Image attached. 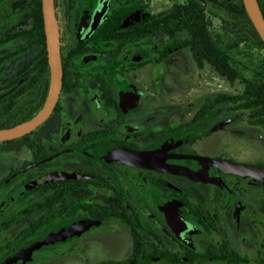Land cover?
Listing matches in <instances>:
<instances>
[{
	"label": "flooded vegetation",
	"instance_id": "af4514ba",
	"mask_svg": "<svg viewBox=\"0 0 264 264\" xmlns=\"http://www.w3.org/2000/svg\"><path fill=\"white\" fill-rule=\"evenodd\" d=\"M240 5L54 0L62 84L0 141V264H264V94L243 91L264 48ZM49 82L41 0H0V129Z\"/></svg>",
	"mask_w": 264,
	"mask_h": 264
},
{
	"label": "water",
	"instance_id": "95a60500",
	"mask_svg": "<svg viewBox=\"0 0 264 264\" xmlns=\"http://www.w3.org/2000/svg\"><path fill=\"white\" fill-rule=\"evenodd\" d=\"M41 4L50 67L49 92L43 107L35 116L12 127L0 129V141L23 136L46 121L56 104L61 88L63 69L59 51V30L55 16L54 0H41ZM243 4L250 21L264 43V19L257 0H243ZM54 233V231H51L46 234L40 240L17 254L12 260L31 252L34 248L49 243L55 237ZM3 264H8V262Z\"/></svg>",
	"mask_w": 264,
	"mask_h": 264
},
{
	"label": "trees",
	"instance_id": "16d2710c",
	"mask_svg": "<svg viewBox=\"0 0 264 264\" xmlns=\"http://www.w3.org/2000/svg\"><path fill=\"white\" fill-rule=\"evenodd\" d=\"M238 11L239 13H243L245 16H247L246 12H245V8L243 5H240V7H238ZM183 13V12H182ZM180 13V14H182ZM188 13L189 15L192 17V16H199L202 14V10L201 8L198 6V4L196 2H193L190 4L189 6V9H188ZM191 23L194 22V18L190 20ZM196 23L199 21L198 19L195 20ZM249 21V20H248ZM251 26V22L249 21L248 22ZM252 29L254 31V45L258 46L259 48H264V43L263 41L261 40V38L257 35V33L255 32L253 26H252ZM212 62H214V59H211ZM224 62V53H222V63ZM217 70L221 73V76L223 77H228L230 78V75H229V70H227L224 66L223 67H219V66H216ZM259 69H261V67H259ZM264 88L262 89V85L261 84H253V85H245L243 87V91H244V94H252V95H261V94H264ZM254 109H261L262 110V104H258L257 102L255 103L254 102ZM244 106L246 107V104H244ZM249 107V106H247Z\"/></svg>",
	"mask_w": 264,
	"mask_h": 264
},
{
	"label": "rangeland",
	"instance_id": "374dc122",
	"mask_svg": "<svg viewBox=\"0 0 264 264\" xmlns=\"http://www.w3.org/2000/svg\"><path fill=\"white\" fill-rule=\"evenodd\" d=\"M257 51V50H256ZM263 52H260L259 55L262 56Z\"/></svg>",
	"mask_w": 264,
	"mask_h": 264
}]
</instances>
